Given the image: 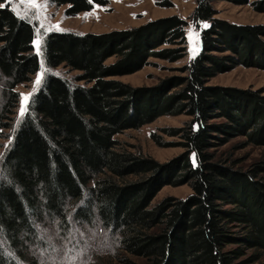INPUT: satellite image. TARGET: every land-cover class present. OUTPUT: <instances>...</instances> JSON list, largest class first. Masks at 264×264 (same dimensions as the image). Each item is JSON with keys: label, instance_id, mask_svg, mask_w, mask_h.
I'll list each match as a JSON object with an SVG mask.
<instances>
[{"label": "trees", "instance_id": "1", "mask_svg": "<svg viewBox=\"0 0 264 264\" xmlns=\"http://www.w3.org/2000/svg\"><path fill=\"white\" fill-rule=\"evenodd\" d=\"M52 2L77 15L110 0ZM0 3V138H7L16 88L40 70V57L35 25L8 0ZM253 4L264 11V0ZM216 14L212 0H198L191 17L199 53L181 74L152 86L115 77L142 69L151 57L186 56L188 21L177 15L110 32L46 34V64L78 73H47L13 130L0 163V264H34L29 249L48 246L45 228L55 223L66 232L72 221L110 229L124 253L147 264H250L264 254V159L244 169L214 151L240 136L247 140L236 147L264 146V90L209 84L240 65L264 69V24ZM180 114L191 119L171 129L184 140L171 160L116 149L124 130ZM183 184L193 193L153 204L162 188Z\"/></svg>", "mask_w": 264, "mask_h": 264}, {"label": "rangeland", "instance_id": "2", "mask_svg": "<svg viewBox=\"0 0 264 264\" xmlns=\"http://www.w3.org/2000/svg\"><path fill=\"white\" fill-rule=\"evenodd\" d=\"M254 1L256 0L240 4L231 0H212V3L217 10L216 17L218 18L238 24H264V11L258 10L253 4ZM8 2L17 15L28 19L36 27L34 45L37 52V40L39 39L40 70L32 75L30 81L16 88L20 93V98L16 108L14 126L5 132L9 137L0 138V163L11 143L13 130L22 118L20 115L22 104L28 110L31 97L43 83L46 74L55 73L72 79L78 73L63 65L51 68L46 64L42 46L47 33L51 31L110 32L137 27L172 15L187 20L186 56L174 62L151 57L142 69L115 77L133 86H152L165 77L181 74L179 69L194 58L201 48L200 30L191 17L198 0H110L107 5H96L92 10L83 11L77 15H68L66 5H57L52 0H36L37 4L44 5V7L27 11L24 5L17 7L18 0H11V2L8 0ZM4 5L5 3H0V6ZM116 59L115 56L111 57L107 63H112ZM38 76L41 80L39 85L36 84ZM209 84L264 90V69L240 65L218 74L210 80ZM25 96H28L26 101ZM190 119L191 117L187 114L163 115L140 128L126 129L116 135L118 140L116 149L140 152L160 162H167L184 151V147L180 144L184 141L183 138L172 135L171 129L185 126ZM246 140L244 136L234 138L214 151L222 159L237 160V167L246 169L252 163L264 159V146L249 144L236 147ZM166 143H173V145L168 146ZM133 178L135 176L129 177V179ZM192 193L193 189L189 184L167 185L159 191L153 204L169 195L186 198ZM58 228L55 223L45 228L43 235L45 243H48L47 247L41 246L40 249L30 247L31 258L33 261L36 260L34 264H65L70 257L75 259L76 264H125L120 260L122 256L128 257L136 264L148 263L146 258L124 253L112 231L103 228L97 222L88 224L72 221L70 230L66 232ZM253 254V250L247 252V256ZM250 264H264V254Z\"/></svg>", "mask_w": 264, "mask_h": 264}, {"label": "snow or ice", "instance_id": "3", "mask_svg": "<svg viewBox=\"0 0 264 264\" xmlns=\"http://www.w3.org/2000/svg\"><path fill=\"white\" fill-rule=\"evenodd\" d=\"M11 2V0H10ZM21 5H24L25 6V11L29 10V9H32V8H41V7H44V5H39L37 4L36 0H18V3H17V7H20ZM205 27H207V25H205ZM39 39L37 40V52L39 54ZM41 82L40 80V76L37 77V81H36V84L39 85ZM28 99V96H25L24 97V100L26 101ZM26 108L23 106H21V110H20V115L21 117L24 116L25 112H26ZM65 264H76V261L74 258H68V260L65 262Z\"/></svg>", "mask_w": 264, "mask_h": 264}]
</instances>
